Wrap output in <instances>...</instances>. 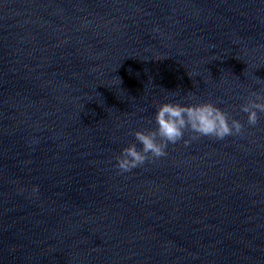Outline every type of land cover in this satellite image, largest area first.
Wrapping results in <instances>:
<instances>
[{"label": "water", "instance_id": "95a60500", "mask_svg": "<svg viewBox=\"0 0 264 264\" xmlns=\"http://www.w3.org/2000/svg\"><path fill=\"white\" fill-rule=\"evenodd\" d=\"M256 76L264 0H0V264H264V113L240 107ZM187 93L243 134L121 173Z\"/></svg>", "mask_w": 264, "mask_h": 264}, {"label": "clouds", "instance_id": "9594fccd", "mask_svg": "<svg viewBox=\"0 0 264 264\" xmlns=\"http://www.w3.org/2000/svg\"><path fill=\"white\" fill-rule=\"evenodd\" d=\"M256 84L261 87L250 91L246 102L240 106L247 114V123L252 126L259 123L260 114L264 113V79L256 76ZM173 97L176 98L157 104L152 120L155 127L136 130V142L124 147L116 157L115 167L121 173L131 172L166 156L170 144L183 141L189 145L200 137L224 140L243 134L244 123L217 103L197 100L188 93ZM186 133L190 134L188 138ZM32 192L38 194L39 186L34 185Z\"/></svg>", "mask_w": 264, "mask_h": 264}]
</instances>
